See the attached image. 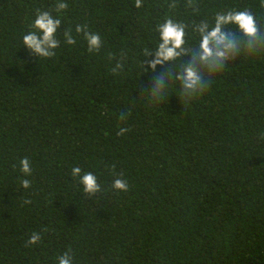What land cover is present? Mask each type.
Returning a JSON list of instances; mask_svg holds the SVG:
<instances>
[{"label": "trees", "instance_id": "trees-1", "mask_svg": "<svg viewBox=\"0 0 264 264\" xmlns=\"http://www.w3.org/2000/svg\"><path fill=\"white\" fill-rule=\"evenodd\" d=\"M56 2L0 0V264H58L66 251L74 264H264V55H242L187 105L178 84L162 106L138 91L167 5L190 28L244 8L264 26L260 0H63L55 56L33 57L22 37ZM77 25L100 35L98 53ZM74 167L102 191L85 194Z\"/></svg>", "mask_w": 264, "mask_h": 264}, {"label": "clouds", "instance_id": "clouds-1", "mask_svg": "<svg viewBox=\"0 0 264 264\" xmlns=\"http://www.w3.org/2000/svg\"><path fill=\"white\" fill-rule=\"evenodd\" d=\"M193 5L194 0H189L188 6ZM144 6L145 0H135L136 9ZM260 6L264 8V0H260ZM167 7L168 12L155 29L158 33L156 48L154 51H146L142 60L145 72L150 75L148 83L139 88V96L147 97L153 106L167 104L177 84L179 101L187 105L202 96L214 78L242 55L249 58L264 55V26L249 8L217 11L211 21L202 19L190 28L188 24L172 15L176 9L175 3ZM67 8V3L57 0L54 8L57 15L54 16L52 11L37 10L36 18L29 26L30 30L22 37V45L31 56L40 59L55 56V50L60 46L57 33L62 21L59 15ZM75 32L78 35L82 34L89 53L100 51L102 40L98 33L89 31L87 25H77ZM190 32L199 38L194 45L188 43ZM63 36L68 45H75L76 39L70 29L65 30ZM184 57L187 59H183ZM182 59L183 62L177 64V61ZM158 66L166 68L163 75H157ZM122 69L123 60L120 59L112 72L118 74V70ZM120 119H126L124 112H121ZM128 131L130 129L120 128L117 135L124 136ZM20 171L25 176L32 175L27 157L20 161ZM71 175L73 178H79V183L83 185V191L88 196H95L102 191L97 177L92 172L82 173L81 168L74 167ZM22 187L30 188V181L24 179ZM112 187L126 192L129 185L126 180L116 178ZM40 240V234L33 233L27 244L36 245ZM57 259L58 264H74L72 255L67 251Z\"/></svg>", "mask_w": 264, "mask_h": 264}]
</instances>
